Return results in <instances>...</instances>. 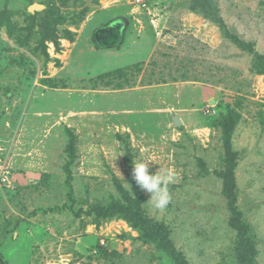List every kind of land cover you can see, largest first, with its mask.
<instances>
[{
	"label": "rangeland",
	"instance_id": "rangeland-1",
	"mask_svg": "<svg viewBox=\"0 0 264 264\" xmlns=\"http://www.w3.org/2000/svg\"><path fill=\"white\" fill-rule=\"evenodd\" d=\"M142 2L0 0V264H264V0ZM132 110L144 137L117 129ZM139 160L176 173L163 212Z\"/></svg>",
	"mask_w": 264,
	"mask_h": 264
},
{
	"label": "trees",
	"instance_id": "trees-1",
	"mask_svg": "<svg viewBox=\"0 0 264 264\" xmlns=\"http://www.w3.org/2000/svg\"><path fill=\"white\" fill-rule=\"evenodd\" d=\"M96 2L98 3V1H96ZM89 11H90V7H88V6L84 7L82 10H80L78 12L79 16L76 15L75 17H73L71 19V21L69 22V26L70 27L73 26V27L78 28V26L85 19V17L87 16ZM36 14H40V13L36 12L32 15L34 16ZM59 23H60V21H57L56 24L53 25L50 33H48V34L46 33L43 36H41V39L44 38L43 44L45 46H46V43H45L46 41H52L55 44L57 51H60L62 49V46L60 43L61 39L67 38L73 42V41H75V37L77 35V33L75 31L71 30L70 27L62 28L61 31L58 30V28H56V27H58L57 25ZM46 54H47V52H46ZM47 56H48V54H47ZM138 69H140V68H138ZM117 71H119L118 75H121L124 77L125 75H127L128 69L121 68V69H118ZM227 118L228 117L226 115H223V116L215 119L213 121V126L218 127V126L222 125L225 128L227 134L230 135L229 127L227 126L228 124L226 122ZM121 135H123V134L118 133L117 134V136H119L118 138L121 139ZM127 135L130 137L129 133H127ZM229 139H230V136H229ZM179 143L180 142H175L176 145H179ZM130 145L132 146V144H130ZM236 165H237L236 155H235V153H232L229 151V155L226 156V171H222L220 173V176H222L223 178L226 179V182L224 183L225 189H226L225 192L227 193V195L230 198H232V196L234 195L233 192L235 191V188H236V184H235L236 177H235V172H234ZM231 203L233 204V202H231Z\"/></svg>",
	"mask_w": 264,
	"mask_h": 264
},
{
	"label": "clouds",
	"instance_id": "clouds-1",
	"mask_svg": "<svg viewBox=\"0 0 264 264\" xmlns=\"http://www.w3.org/2000/svg\"><path fill=\"white\" fill-rule=\"evenodd\" d=\"M150 161L152 160H139L133 162L131 174L136 185L150 194V199L146 204L163 212L168 208L172 201L169 185L176 182L177 176L170 168L166 170L160 168L155 173L150 172Z\"/></svg>",
	"mask_w": 264,
	"mask_h": 264
},
{
	"label": "crops",
	"instance_id": "crops-1",
	"mask_svg": "<svg viewBox=\"0 0 264 264\" xmlns=\"http://www.w3.org/2000/svg\"><path fill=\"white\" fill-rule=\"evenodd\" d=\"M64 40L68 41V43L70 42L67 39H64ZM163 111H166V110L163 109ZM132 112L134 113L133 110H132ZM133 113L127 115V118L129 119V123L121 121V120L119 121V124H121V126H123V128H124V129L117 128L119 132L121 130L122 131L124 130V131H127L129 134H132L133 137L135 136L136 138H138V135H142L144 137V135H146L145 134L146 132L152 130V127H153L152 124L155 125V123L158 122L156 118H152L149 115L148 116H144L145 112H139V113H134V114ZM175 115H177V116H175ZM175 115L172 116L171 114L168 113L167 117L169 118V116H171V119L174 118V117L181 119L182 120V125L181 126H184L186 124V120L181 118L178 113L175 114ZM137 125H139V126L136 127Z\"/></svg>",
	"mask_w": 264,
	"mask_h": 264
},
{
	"label": "built area",
	"instance_id": "built-area-1",
	"mask_svg": "<svg viewBox=\"0 0 264 264\" xmlns=\"http://www.w3.org/2000/svg\"><path fill=\"white\" fill-rule=\"evenodd\" d=\"M142 1L143 0H139V2H142ZM142 3L146 5L145 2H142ZM10 174L11 172L3 171L2 169H0V198L5 196L7 192H10L11 189L14 188Z\"/></svg>",
	"mask_w": 264,
	"mask_h": 264
},
{
	"label": "water",
	"instance_id": "water-1",
	"mask_svg": "<svg viewBox=\"0 0 264 264\" xmlns=\"http://www.w3.org/2000/svg\"><path fill=\"white\" fill-rule=\"evenodd\" d=\"M45 7V5L44 4H41V3H34V4H32L31 6H30V10L32 11V12H35V11H37V10H40V9H42V8H44ZM177 119H179V118H175V122H176V124L177 125H182V122L179 120L178 122H177Z\"/></svg>",
	"mask_w": 264,
	"mask_h": 264
},
{
	"label": "bare ground",
	"instance_id": "bare-ground-1",
	"mask_svg": "<svg viewBox=\"0 0 264 264\" xmlns=\"http://www.w3.org/2000/svg\"><path fill=\"white\" fill-rule=\"evenodd\" d=\"M67 43V42H66ZM68 44V43H67Z\"/></svg>",
	"mask_w": 264,
	"mask_h": 264
}]
</instances>
